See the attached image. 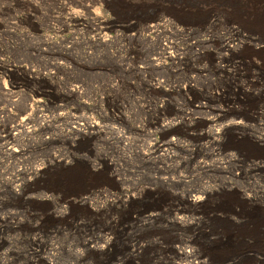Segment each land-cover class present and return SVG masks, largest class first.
Masks as SVG:
<instances>
[{
  "label": "rangeland",
  "instance_id": "1",
  "mask_svg": "<svg viewBox=\"0 0 264 264\" xmlns=\"http://www.w3.org/2000/svg\"><path fill=\"white\" fill-rule=\"evenodd\" d=\"M237 10L234 0H0V264H77L93 236L94 247L113 237L112 252L81 264H189L177 253L189 244L216 264L245 250L239 264H259L264 44L254 49L263 33ZM216 149L242 156L207 158ZM200 162L241 167L242 178ZM204 190V203L187 204Z\"/></svg>",
  "mask_w": 264,
  "mask_h": 264
},
{
  "label": "bare ground",
  "instance_id": "2",
  "mask_svg": "<svg viewBox=\"0 0 264 264\" xmlns=\"http://www.w3.org/2000/svg\"><path fill=\"white\" fill-rule=\"evenodd\" d=\"M234 2H237V7H238V10L237 12L239 13V15H241L242 17H244L245 19H247V21L249 22V25L252 26L253 30L254 29H257L259 30L261 33H263V35L261 37H259V39H255L253 41L254 43V49L255 50H259V49H263V47H261L263 44H264V0H234ZM228 8V7H227ZM232 8V7H231ZM236 9V8H235ZM258 32V31H257ZM259 33V32H258ZM229 46V44H227V47ZM229 48H231L229 46ZM227 49V48H226ZM261 52V51H260ZM264 106V105H263ZM205 111V110H204ZM206 112V111H205ZM220 114V113H219ZM238 122V121H237ZM240 122V121H239ZM231 123V122H230ZM239 124V123H238ZM173 125L172 124H169V125H166V128H169ZM90 128L93 127L92 123H89L88 125ZM174 126V125H173ZM225 129V128H224ZM214 130V135L216 138H213V143H215L216 145L218 146H221V137H220V134L222 131L219 130H215V129H212V131ZM216 131V133H215ZM213 135V134H212ZM211 136V135H210ZM225 136V135H224ZM211 138V137H210ZM253 138V137H252ZM171 139V138H170ZM125 140V139H124ZM254 139H252L253 141ZM263 140V139H262ZM262 140L260 138H257L255 139V142L256 144L258 142H262ZM251 141V140H250ZM264 141V140H263ZM254 142V143H255ZM264 143V142H263ZM214 144V145H215ZM262 144V143H261ZM259 145V144H258ZM165 147H174V146H177L178 147V142H176L175 140H170L168 142H166V144L164 145ZM163 146V147H164ZM264 146V145H263ZM11 147V146H10ZM176 147V148H177ZM214 148V147H213ZM15 149V147H14ZM163 149V148H162ZM220 149V148H219ZM242 149V148H241ZM12 147H11V152H12ZM240 150V149H239ZM18 151V150H15V152ZM13 151V153H15ZM164 152V151H163ZM158 153V152H157ZM146 156V155H145ZM163 156V155H162ZM165 156H169V154H165ZM191 156V155H190ZM206 156L207 158L209 159H216V157H225L226 160L230 163V164H234L236 165L238 160H239V157H241V152L240 153H231L229 151H222V150H212V151H208L206 153ZM244 156V155H243ZM172 158V155L170 156ZM147 158V157H146ZM208 159V160H209ZM207 160V159H206ZM227 163V162H226ZM212 163H208V162H200V164H198V167L200 170L204 171L206 174L207 172H210V173H221V176L223 177V179L227 178L226 177V174H229V176H231L232 178H234L235 180H239L242 178V174H240L239 171L240 168H236L233 170L230 171V173H228L226 170H225V166H224V163H220V164H212ZM253 164V163H252ZM264 165V160H263V163ZM261 164V165H262ZM251 166V165H250ZM255 167L257 168H260L257 164L254 165ZM254 168V167H253ZM243 170V169H242ZM200 172V171H199ZM246 172V171H245ZM244 173V172H243ZM248 173V172H247ZM224 174V175H222ZM245 174V173H244ZM210 175V174H208ZM213 176V175H212ZM205 177V176H204ZM216 177V176H215ZM220 177V175H219ZM247 177V176H246ZM244 178V177H243ZM214 179V178H213ZM216 180V179H215ZM181 181H185V179H181ZM219 181H221L219 179ZM186 182V181H185ZM243 182V181H242ZM187 183V182H186ZM241 183V182H240ZM17 188V186H15ZM227 187H230L231 186H227ZM12 188V187H11ZM14 188V187H13ZM224 189L226 188V185L225 187H223ZM233 188V187H232ZM228 189V188H227ZM13 191V190H12ZM14 191L17 192L18 190L14 188ZM225 191V190H224ZM193 192V191H192ZM212 192V191H211ZM214 192V191H213ZM201 193V192H200ZM216 193V192H215ZM14 194V192H13ZM194 194V193H193ZM193 194H189L187 195L188 197L186 198V202L187 204L189 203L190 205H193L195 207H198L200 206V204H202V202L207 199L208 197H210V193L206 192L205 190L202 191V195L200 194V196L198 195H193ZM243 194V193H242ZM15 195V194H14ZM244 196V194H243ZM245 198V197H244ZM249 198V197H248ZM185 202V203H186ZM204 203V202H203ZM189 205V206H190ZM204 205V204H203ZM202 206V205H201ZM157 217L154 219L156 221ZM255 220V219H254ZM176 221L178 224V226H181L179 225V223L181 224H187V221L184 219V218H176ZM191 222V221H190ZM253 224L249 223V225L251 224L253 227V238L256 239L257 241L260 242V247L262 248V252H259V251H253L254 254L256 255H260L262 256L261 259H257V262L259 264H264V213H263V217H261V219H257L255 221H251ZM182 229V228H181ZM250 229V228H249ZM245 231V230H244ZM249 231V230H248ZM105 236V235H104ZM103 236V237H104ZM251 236V235H250ZM94 237V236H93ZM93 237H91V240L94 239ZM236 237V236H235ZM242 237V236H241ZM240 238V237H239ZM225 239V238H224ZM91 240L89 239H86L84 240V242L82 243V247L83 249L86 250V255L82 254V252H78L76 251V257L79 258L78 259V262L77 264H81L83 261L86 260L87 256L89 254H92V253H99L101 255H110L111 252H112V249H113V241L114 238L111 237V238H105L103 240V244L101 245H96L95 247L92 246V242ZM194 240V239H192ZM227 240V239H226ZM187 242V241H186ZM250 242V241H249ZM256 242V241H255ZM183 243V242H182ZM194 243V242H192ZM187 244H189L187 242ZM228 244V243H227ZM253 244V243H252ZM258 244V243H257ZM130 245V244H129ZM155 246V245H154ZM168 246V245H167ZM196 247V246H195ZM45 248V247H43ZM179 248V247H178ZM223 248V247H222ZM140 249V248H139ZM173 249V248H172ZM177 249V248H176ZM222 250V249H221ZM257 250V249H256ZM259 250V249H258ZM80 251V250H79ZM171 251V250H169ZM176 251V250H174ZM233 251V250H232ZM246 251V250H245ZM234 252L230 255V257H225L223 258L221 261H219L217 264H239L240 261L243 262V259L246 258L247 256H249L250 254H247V252ZM166 252V251H165ZM229 252V251H228ZM227 252V253H228ZM168 253V252H167ZM177 253L180 254V255H184V257L189 261V264H216L215 262H212L214 260L210 259L209 260H206V257L204 255H202L196 248H194L191 244L189 245H186L184 248L182 247L181 249H177ZM226 253V252H225ZM129 254V253H128ZM93 255V254H92ZM97 255V254H96ZM123 255V254H122ZM175 255V254H174ZM179 255V257H180ZM255 255V256H256ZM176 256V255H175ZM90 257V256H89ZM129 259L131 257V259H135L136 260V257H138V254H137V251L136 250H130V254L127 256ZM178 257V256H177ZM254 257V256H253ZM113 259V258H112ZM247 259V258H246ZM245 259V260H246ZM212 260V261H210ZM43 263L42 264H51L49 261L47 262L46 260H42ZM41 261V262H42ZM116 261V260H115ZM115 261H110V263L108 264H118V261H116L117 263H115ZM124 261V260H123ZM122 261V262H123ZM109 262V261H108ZM230 262V263H229ZM251 262V261H250ZM170 264V263H169ZM257 264V263H256Z\"/></svg>",
  "mask_w": 264,
  "mask_h": 264
}]
</instances>
